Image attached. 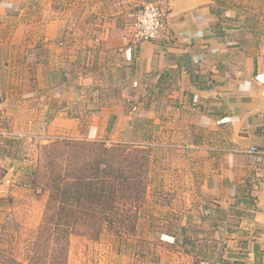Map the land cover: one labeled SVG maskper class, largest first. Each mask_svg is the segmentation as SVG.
<instances>
[{"label": "rangeland", "instance_id": "rangeland-1", "mask_svg": "<svg viewBox=\"0 0 264 264\" xmlns=\"http://www.w3.org/2000/svg\"><path fill=\"white\" fill-rule=\"evenodd\" d=\"M208 1L218 35L264 44V0ZM136 3L0 0L2 264H264V148L238 195L206 192L224 151L107 44ZM58 175L102 184L99 221L57 218Z\"/></svg>", "mask_w": 264, "mask_h": 264}, {"label": "crops", "instance_id": "crops-1", "mask_svg": "<svg viewBox=\"0 0 264 264\" xmlns=\"http://www.w3.org/2000/svg\"><path fill=\"white\" fill-rule=\"evenodd\" d=\"M136 1L133 10L146 0ZM156 1L165 8L167 18L159 37L135 45L125 38L124 28L123 35L111 28L107 44L123 51L146 84L161 93L167 88L172 91L182 108L181 119L208 132L206 140L196 142L199 148L214 145L224 151L228 166L208 174L205 186L216 202L229 201L247 180L242 175L254 168L248 154L253 157L258 152L255 146L264 148V44L249 47L218 35L208 0ZM117 16L113 10V19ZM256 189L251 192L261 206L264 186Z\"/></svg>", "mask_w": 264, "mask_h": 264}, {"label": "trees", "instance_id": "trees-1", "mask_svg": "<svg viewBox=\"0 0 264 264\" xmlns=\"http://www.w3.org/2000/svg\"><path fill=\"white\" fill-rule=\"evenodd\" d=\"M52 180L55 196L54 207L57 208L55 215L58 219H61V214H63L67 221H84L88 213L92 221H99L102 218V209L98 206L102 197V184L96 185L95 182L86 180V178L72 181L59 175ZM88 200L90 201L89 208L84 205V201Z\"/></svg>", "mask_w": 264, "mask_h": 264}, {"label": "built area", "instance_id": "built-area-1", "mask_svg": "<svg viewBox=\"0 0 264 264\" xmlns=\"http://www.w3.org/2000/svg\"><path fill=\"white\" fill-rule=\"evenodd\" d=\"M166 10L156 0H146L139 5L135 11L134 19L129 25L126 39L132 44L151 41L159 37L166 27ZM255 152L254 147H250ZM199 264H219L211 262H200Z\"/></svg>", "mask_w": 264, "mask_h": 264}, {"label": "water", "instance_id": "water-1", "mask_svg": "<svg viewBox=\"0 0 264 264\" xmlns=\"http://www.w3.org/2000/svg\"><path fill=\"white\" fill-rule=\"evenodd\" d=\"M162 5V4H161ZM163 6V5H162Z\"/></svg>", "mask_w": 264, "mask_h": 264}]
</instances>
